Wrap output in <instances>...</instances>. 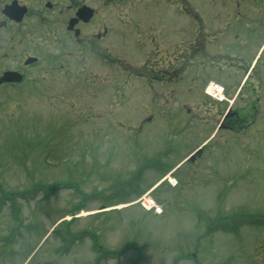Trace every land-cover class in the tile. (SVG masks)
<instances>
[{"label": "rangeland", "instance_id": "1", "mask_svg": "<svg viewBox=\"0 0 264 264\" xmlns=\"http://www.w3.org/2000/svg\"><path fill=\"white\" fill-rule=\"evenodd\" d=\"M186 1L204 12V1ZM156 5L160 23L167 16L176 27L174 41L190 36L189 9ZM31 25H18L13 66L26 52L49 51ZM129 35L126 26L115 30L113 54L126 62ZM76 51L28 66L22 87L0 85V264H264V137L255 144L249 130L236 141L220 130L219 145L212 140L189 162L210 134L184 106L203 98L201 79L192 87L189 72L166 106L139 78L125 95L114 93L122 72L108 75L96 63L102 49ZM6 63L0 55V71ZM173 165L177 184L164 180L151 191L160 215L129 204Z\"/></svg>", "mask_w": 264, "mask_h": 264}, {"label": "flooded vegetation", "instance_id": "2", "mask_svg": "<svg viewBox=\"0 0 264 264\" xmlns=\"http://www.w3.org/2000/svg\"><path fill=\"white\" fill-rule=\"evenodd\" d=\"M115 1L119 0H0V30L7 26L12 28L6 38L0 33V49L5 50L3 57L15 60L17 25L29 19L32 22L31 29L40 31L36 37L48 41L51 47L58 44L64 49L76 48L86 55L96 48L102 49L104 61L109 56V47H113L114 43L115 9L110 7ZM205 2L202 25L194 26L190 31L191 81L195 84L201 79V84H204L213 78L224 85V93L230 102L215 107V112L220 113L216 121L220 123V129L237 134L253 130L262 138L264 0ZM22 6L26 8L22 21L10 20L8 16L15 18L20 15ZM84 6L87 7V13L82 17L79 12ZM149 14L153 23L155 17ZM175 31L174 23L170 22L165 33L149 32L150 35L144 41L164 52L154 63L150 62V66L146 61L141 67L146 75L144 78L148 77L159 87L171 82L178 72ZM27 56L24 54L23 58ZM11 67L9 69L23 71L19 66ZM206 120L209 122L210 119L207 117ZM195 159L196 155L191 160Z\"/></svg>", "mask_w": 264, "mask_h": 264}, {"label": "bare ground", "instance_id": "3", "mask_svg": "<svg viewBox=\"0 0 264 264\" xmlns=\"http://www.w3.org/2000/svg\"><path fill=\"white\" fill-rule=\"evenodd\" d=\"M169 177V181L170 182H172L173 181V179L170 177V176H168ZM117 207H121L122 205H116ZM87 213H89V212H85V211H83V212H81V213H79L78 215H81V216H83V215H86Z\"/></svg>", "mask_w": 264, "mask_h": 264}, {"label": "water", "instance_id": "4", "mask_svg": "<svg viewBox=\"0 0 264 264\" xmlns=\"http://www.w3.org/2000/svg\"><path fill=\"white\" fill-rule=\"evenodd\" d=\"M11 75H13V74H11ZM10 75V77H9V79H13L14 78V75L13 76H11ZM16 78V77H15ZM3 79H6V76H4L1 80H3ZM17 80V79H16Z\"/></svg>", "mask_w": 264, "mask_h": 264}]
</instances>
